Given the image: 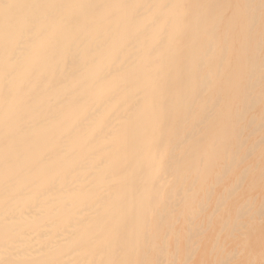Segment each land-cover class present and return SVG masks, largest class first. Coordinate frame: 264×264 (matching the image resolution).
<instances>
[{
    "label": "bare ground",
    "instance_id": "6f19581e",
    "mask_svg": "<svg viewBox=\"0 0 264 264\" xmlns=\"http://www.w3.org/2000/svg\"><path fill=\"white\" fill-rule=\"evenodd\" d=\"M260 27L264 0H0V264H231L214 248L227 223L216 235L198 225L221 221L224 189L185 212L215 185L191 171L213 163L260 82L258 54L241 82L224 47L256 44Z\"/></svg>",
    "mask_w": 264,
    "mask_h": 264
},
{
    "label": "rangeland",
    "instance_id": "374dc122",
    "mask_svg": "<svg viewBox=\"0 0 264 264\" xmlns=\"http://www.w3.org/2000/svg\"><path fill=\"white\" fill-rule=\"evenodd\" d=\"M256 6H258V8L256 7ZM255 7L257 8V9H260L259 7H262V4H256L255 5ZM257 29V30H256ZM259 29H261L260 31L261 32H259ZM255 30L257 31V32H255V31H253L252 32V35L256 38L255 39V43L256 44H258V40L260 41V37L258 36L259 34L262 36V38H261V42L259 43V45H258V47H261V49H259V52L258 53H256L257 51V49H256V44H254V42L253 43H251V44H248V45H245V47L243 46L242 47V45L240 46V45H236V48H237V50H236V48L234 49L235 51H237L236 52V54H235V51L233 50V49H231V47H227L226 46V44H224V43H222L220 46H221V49L223 50L224 48H227V51L224 49V61H226V62H228V61H230V62H235V65H233L232 67H230V68H232L233 69V67H234V70L231 72L232 74L230 75V76H232V77H234L235 78V73H234V71L236 72V76H238L239 74H241L240 76H241V82L243 81V76L245 75H247V74H250L249 72L251 71V66H252V68H254L255 66L253 65L254 64V62L252 61L253 60V57L255 58L256 57V55H257V57H259L258 59H257V63H255L256 64V71H257V73L256 74H258V79L256 78V80H257V82L256 83H258L259 81V83L257 84V85H253L252 84V92H251V94L247 97V98H251V96H253V98H255L256 100H257V98H258V101L259 102H257L256 104H253V103H251V100H250V98H249V100L247 99V98H245V99H247L248 101V103H249V105L250 106H252V109H250V106L249 105H245L244 104V102H243V100L242 99H240V100H237L236 102H238L237 104H236V102H235V104H234V107L238 110H236L235 108H234V110L235 111H237L236 112V114L239 116V114L241 113V109L243 108V107H249L248 109H247V111H246V109H245V111H246V114H244L242 117H243V119L242 120H239L238 121V123L237 124H235V127H234V129L230 126V128H229V130L227 131L228 132V134H227V136L228 137H225V139L224 140H220L219 142H215V144H213V148L215 149V151L217 152L216 153V159L214 160V161H212L213 163H211V162H207V163H204V162H200V164L201 165H198V167L197 168H193V170L191 171L192 172V174L193 175H205L206 173H210V174H208L207 176H209V178H210V180L212 179V184H215V185H213V189H214V191L211 193V196H209L210 195V190H208V189H206V190H204V189H202L203 191H201V192H198V198H197V196L195 197V200H196V203L193 205V207H191V209L189 208V209H187V212H185V214L186 215H195V214H197V211H196V208H197V205L198 204H202V202H201V200L202 201H205L204 203H207V202H209V200L211 201V199L213 198H215V199H217L218 198V195H219V198L218 199H221L222 198V194H223V200L225 201V202H223V205L220 207V210L222 209V211H218V212H221V213H219L218 214V216L216 217V218H219V220L221 219V221L219 222V223H208L209 221L208 220H206V221H202V222H200L198 225H199V227L201 228V229H203V230H205V232L206 233H208V234H212V235H216V233L220 230L219 228H223L222 227V225H221V222L223 223L224 221H225V223H227L226 224V226L222 229V231L220 232L219 231V234H220V236H219V239L218 240H220L221 242L223 241V238H224V241L222 242V243H224L225 245H222L221 246V248L220 247H214V248H216L215 250L219 253V251H220V249L221 250H226V251H222L220 254H223L224 252L226 253V252H232V256L230 257V260H231V264H236L238 261L240 262V261H242V263H245V264H263L264 262H263V260H264V257H262L261 255H264V253H262V251L264 250V228H262V227H264V213L262 212V211H264V205H260V204H258V203H261V201H260V199H262V201H264V193H263V191H264V172L262 171V170H264V160H262V159H264V149H263V147H264V141H258V143L259 144H257V143H254V141L256 140V139H258L260 136H263L264 135V123H261V125L263 124V126H261V129H260V127H258V129L256 130L255 129V131H254V129H253V127H254V125L257 127V126H259V124H260V122H264V119L263 120H261L260 119V117H262V116H264V115H260V114H264V111H263V109H264V85H263V83H264V66H262L263 65V60H264V58H261V57H264V56H262V55H264V28H262V27H260V28H255ZM224 45L226 46V47H224ZM249 47V48H247V47ZM252 46H253V48H252ZM255 46V47H254ZM222 47H224V48H222ZM239 48H240V50H239ZM242 48V49H241ZM245 48V49H244ZM247 48V49H246ZM251 49V50H250ZM247 50V51H246ZM231 51V52H230ZM243 51H244V54H243ZM234 52V53H233ZM255 52V53H254ZM231 53V54H230ZM239 53L241 54V56H239ZM247 53V54H246ZM252 53V54H251ZM226 54V55H225ZM243 54V55H242ZM251 54V55H250ZM229 55H231V56H229ZM237 55V56H236ZM247 55V59H246V63H245V56ZM225 56H228V57H225ZM252 56V57H251ZM233 57H235V58H233ZM241 57V58H240ZM256 57V58H257ZM227 58L229 59L228 61H227ZM239 58V59H238ZM243 58V59H242ZM249 59V60H248ZM263 59V60H262ZM232 60V61H231ZM259 60H261L262 62H260ZM252 61V63H250ZM255 62H256V60H254ZM259 62H260V64H259ZM237 64V65H236ZM243 64H245L244 66H243ZM250 65V68H249V65ZM259 64V65H258ZM258 65V66H257ZM258 67V68H257ZM260 67H261V70H260ZM249 68V69H248ZM254 68V69H255ZM238 70H241V72H239ZM250 70V71H249ZM243 71V72H242ZM247 71V72H246ZM244 72H245V74H244ZM260 72V73H259ZM262 72V73H261ZM261 74V75H260ZM239 76V77H240ZM260 76H261V79H260ZM239 77H236V79H239ZM256 77H257V75H256ZM255 80V79H254ZM254 83V82H253ZM259 88L261 89L259 92H258V90H259ZM257 90V91H256ZM257 93V94H256ZM263 94V95H262ZM255 95V96H254ZM258 95H259V97H258ZM261 95V96H260ZM247 96V95H246ZM245 97V96H244ZM252 98V100H254ZM225 99V98H224ZM244 99V98H243ZM240 101H241V103H240ZM247 102H246V104H247ZM253 102V101H252ZM254 103H255V101H254ZM263 103V104H262ZM245 105V106H243V105ZM254 105V106H253ZM238 106V107H237ZM243 106V107H242ZM261 106V107H260ZM242 107V108H241ZM240 108V109H239ZM254 109V110H253ZM262 109V110H261ZM242 110H244V108L242 109ZM234 111V112H235ZM251 111V112H250ZM261 111V112H260ZM240 112V113H239ZM244 111H242V113H243ZM239 113V114H238ZM250 113V114H249ZM255 114V116H253ZM259 114V115H258ZM252 115V116H251ZM241 116V115H240ZM239 116V117H240ZM250 116V117H249ZM255 117H256V119H255ZM248 118H250L249 120L251 121V120H255L254 122L253 121H249L248 120ZM252 118V119H251ZM262 118H264V117H262ZM247 120V121H246ZM244 122V124H242V123ZM251 123L250 124V126L248 125L247 126V124L248 123ZM256 122H258V123H256ZM247 123V124H246ZM254 123V124H253ZM246 124V125H245ZM243 125V126H242ZM243 128H242V127ZM247 126V127H246ZM228 127V126H227ZM240 129V128H242V129H244V130H238V128ZM262 127H263V129H262ZM255 128V127H254ZM231 129V130H230ZM235 129H236V131H235ZM248 129H250V130H248ZM251 129H252V132H251ZM260 130V131H259ZM238 131H244L243 133H241V132H239V133H241V135H239L240 136V139H239V137L236 135L237 133H238ZM263 131V132H262ZM204 132V131H203ZM246 132H247V134L249 135H247L246 134ZM249 132H251V134L249 133ZM261 132V133H260ZM236 133V134H235ZM245 133V134H244ZM256 133V134H255ZM257 133H258V135H257ZM263 133V134H262ZM246 135V136H245ZM253 135V136H252ZM251 136V138H249ZM255 136V137H254ZM238 137V138H237ZM243 137H246V138H244V139H246L245 141H244V144L243 145H241L242 144V139H243ZM228 138V139H227ZM232 138V139H231ZM236 138L237 139H239L238 141L240 142V143H238V145H240L239 146V151H238V149H237V154L235 153V151L233 150V147H234V149H236L235 147H237L238 148V146H236L237 145V140H236ZM254 138H256V139H254ZM251 139H253V140H251ZM258 140H260V138L258 139ZM225 141V142H224ZM231 141V142H230ZM249 143H248V142ZM253 141V142H252ZM257 141V140H256ZM204 142V141H203ZM222 142H224V145L222 144ZM230 143V145L228 144V143ZM234 142V143H233ZM233 143V144H232ZM248 144V146L249 145H251L252 143V146H250V147H247V146H245V144ZM201 145H202V147H203V145H204V143H200ZM206 144V143H205ZM216 144H218L219 145V147L221 148H219ZM221 144V145H220ZM246 144V145H247ZM217 147H216V146ZM227 145V146H226ZM258 145V146H257ZM233 146V147H232ZM242 146V147H241ZM254 146V148H252ZM255 146H257V147H255ZM224 149H223V148ZM228 148V150H227V148ZM231 147V148H230ZM217 148V149H216ZM241 148V149H240ZM243 148H245V149H249L250 150V152H249V154L251 153V151H252V153L249 155H246V156H244V155H242V154H244V152L245 153H248L247 151L248 150H245V149H243ZM255 148H257V149H255ZM260 148H261V150H263L262 152L260 151ZM223 149V150H222ZM230 149H232V150H230ZM254 149V150H253ZM226 152H225V151ZM244 150V151H243ZM258 150V151H257ZM228 151H229V153H228ZM233 151H234V153H233ZM243 151V152H242ZM223 152V153H222ZM255 152V153H254ZM232 153V154H231ZM256 153H258V154H256ZM220 154V155H219ZM260 154V155H259ZM231 155V156H230ZM232 155H235V158H233L232 157ZM242 155V156H241ZM254 157H253V156ZM223 156V157H222ZM228 156V157H227ZM231 157V159H230V157ZM250 156H252V157H250ZM226 157V158H225ZM240 157H242L241 159H240ZM244 157H246V158H244ZM259 158V160H258V158ZM233 158V159H232ZM249 161H248V160ZM253 159V160H252ZM254 159H255V162H254ZM225 160V161H224ZM230 160L232 161V160H234V162H232L233 164L231 165V167H227L229 170H226L225 169V167L226 166H224L226 163H227V165L228 166H230V164H229V162H230ZM243 160V161H242ZM246 161V162H245ZM258 161V162H257ZM262 161V162H261ZM226 162V163H225ZM240 162V163H239ZM249 162V163H248ZM203 163V164H202ZM209 163H211L210 164V166H209ZM225 163V164H224ZM237 163V164H236ZM254 163H257L256 165L254 164ZM259 163H262L263 164V166H262V164H259ZM206 164V165H205ZM215 165V166H213V165ZM221 164V165H220ZM242 164H243V167H242ZM250 164V165H249ZM253 164V165H252ZM236 165V166H235ZM240 165V166H239ZM249 165V166H248ZM260 167H258V166ZM262 166V169H261V166ZM208 166V167H207ZM216 166H218V168L216 167ZM246 166L248 167V168H246ZM199 167H200V169H199ZM210 167H213V168H210ZM221 167H223L224 168V170H226V171H228V172H226V173H224L222 170H223V168H221ZM237 167V168H236ZM253 167H255V168H253ZM208 168V169H207ZM220 168V169H219ZM234 170H233V169ZM236 168V169H235ZM245 168V169H244ZM212 171V173H211V171ZM213 169V170H212ZM242 169H244V170H242ZM247 169V170H246ZM261 169V170H260ZM205 170H207V171H205ZM220 170H221V172H220ZM236 170V171H235ZM240 170V171H239ZM242 170V171H241ZM249 170V171H248ZM196 171L198 172V173H196ZM217 171V173L215 174V172ZM243 171H247L246 172V175H245V177L243 176V178L242 179H240L239 180V178L238 177H240V174H245ZM256 171V172H255ZM259 171V172H258ZM260 171L261 172H263V173H261V175H260ZM219 172V173H218ZM243 172V173H242ZM253 172V173H252ZM214 173V174H213ZM222 173L224 174V176H221V179H223V181L222 180H219V175L218 174H220V175H222ZM233 173V174H232ZM238 173V174H237ZM260 175V178H259V175ZM212 175V176H211ZM217 175V177H218V180L220 181V182H218L217 181V183H216V179H217V177L216 178H214L215 176ZM228 177H227V176ZM232 175V176H231ZM235 175V176H234ZM226 176V177H225ZM254 176H255V178H254ZM262 176V177H261ZM225 177V178H224ZM229 178V179H228ZM231 178V179H230ZM235 178H236V181H235ZM237 178H238V180H237ZM255 180H254V179ZM226 179H227V182H226ZM248 181H247V180ZM260 179V180H259ZM214 180V181H213ZM225 180V181H224ZM232 180V181H231ZM256 180H259L258 182H256ZM263 180V181H262ZM231 181V182H230ZM236 182V183H238V185H237V187L235 186L234 187V182ZM247 182H249L250 184H247ZM219 183H221V185L219 184ZM230 185H229V184ZM231 183H233V184H231ZM223 184V185H222ZM240 184H241V186H240ZM245 185H247V186H245ZM252 186V188H251V186ZM261 185V186H260ZM223 186V187H222ZM227 186V187H226ZM231 188H230V187ZM232 186L234 187V188H232ZM239 186V187H238ZM250 188H249V187ZM253 186H255V187H257V189L256 188H253ZM221 188V189H219V188ZM245 188V190H244V188ZM224 189V191H223V189ZM228 188H230V189H232V190H229L230 191V193H231V195H230V193L227 191L228 190ZM237 188V189H236ZM251 189L252 190V192L251 191H249L248 189ZM240 189H241V191H240ZM254 189H256V190H254ZM237 192H236V191ZM239 190V191H238ZM250 193V194H248V192ZM218 191H219V193H218ZM221 191H223V193L221 192ZM228 192V193H225V192ZM218 193V194H216L215 195V193ZM258 192V193H257ZM206 193H208V194H206ZM213 193H214V195H213ZM239 193V194H238ZM200 194V195H199ZM235 194V195H234ZM236 194H237V196H236ZM256 196H255V195ZM202 195H203V197H202ZM206 195H208V200H206ZM234 195V196H233ZM251 195V196H250ZM262 195V196H261ZM214 196H216V197H214ZM233 196V197H232ZM253 196V197H252ZM202 199H201V198ZM234 197H235V199H234ZM205 198V199H204ZM227 198V199H226ZM231 198V199H230ZM246 198H248V199H246ZM252 198V199H251ZM254 198V199H253ZM214 199V200H215ZM226 199V200H225ZM232 199H233V201H232ZM200 200V201H199ZM214 200H212V201H214ZM227 200L229 201V202H227ZM253 200V201H252ZM199 201V203L197 204V202ZM207 201V202H206ZM246 201V202H245ZM251 203H250V202ZM201 202V203H200ZM247 203V205L246 206H241L243 203ZM256 203V204H255ZM262 203H264V202H262ZM226 204V205H225ZM232 204H233V207H232ZM238 204H239V206H238ZM249 204L251 205L250 207L251 208H248L247 210H246V208H247V206L249 207ZM196 205V206H195ZM245 205V204H244ZM252 205H254V206H252ZM259 205V206H258ZM224 206V207H223ZM228 206H229V208H228ZM240 206L243 208L241 211H242V213H244L243 215H242V213H241V211L239 210V209H237V208H240ZM258 206V207H257ZM196 207V208H195ZM230 207H232V209H230ZM237 207V208H236ZM263 207V208H262ZM192 208H194L193 210H195V211H193L192 210ZM224 208H226L227 209V211H226V209H224ZM256 208H259L260 210H261V212L259 211V213H257V214H260V217H258V215H256V210H259V209H256ZM190 210V211H189ZM223 210H225V212L223 211ZM230 212H229V211ZM236 210H238L239 211V213L238 212H236V214H234L235 213V211ZM244 210H246V211H244ZM252 210H255L254 212L252 211ZM233 211H234V213H233ZM195 212V213H194ZM217 212V213H218ZM223 212V213H222ZM229 212V213H228ZM227 213H228V215H227ZM253 213L254 214V216H253V214H252V216H250L251 214ZM263 213V214H262ZM222 215V217L220 218V216ZM239 215V217H238V215ZM220 215V216H219ZM237 215V216H236ZM178 216V215H177ZM177 216H175V219H177ZM229 216V217H228ZM231 216V217H230ZM237 218V219H235V217ZM226 217V218H225ZM223 218V219H222ZM231 218H233V220L231 219ZM244 218V219H243ZM247 218V219H246ZM250 218V219H249ZM227 221H226V220ZM253 219H255V220H253ZM260 219V220H259ZM241 220V221H240ZM244 220V221H243ZM232 221H235V225H234V223L232 222ZM239 221V222H238ZM248 221L249 222H251V224L250 223H248ZM205 222H207V223H205ZM240 222H242V223H244V224H242V223H240ZM260 222V223H259ZM201 223H203L201 226H200V224ZM238 225H237V224ZM209 224V226L207 227V225ZM219 224V226H217V225ZM234 226H233V225ZM205 225H206V227H207V229L205 228ZM213 225V226H212ZM221 225V226H220ZM225 225V224H224ZM257 227H256V226ZM230 226V227H229ZM231 226H232V232L230 231V229H231ZM248 226V227H247ZM259 226V227H258ZM228 227V228H227ZM244 228L245 229V231L246 230H248V231H250V230H252V232L250 231V232H248L247 231V233L245 232V231H241L240 232V228ZM251 227V228H250ZM261 227V228H260ZM255 228H257V229H255ZM260 228V229H259ZM250 229V230H249ZM227 230V231H226ZM259 230L262 232V234H259L260 232H259ZM192 231H193V229H192ZM194 231H197V230H195V228H194ZM226 231V232H225ZM236 231V232H235ZM225 232V233H224ZM228 232H231V234L229 235L228 234ZM238 232V233H237ZM224 233V234H223ZM227 233V234H226ZM241 233H244V234H241ZM234 235H237V238L234 236ZM256 235V236H255ZM259 235V236H258ZM225 236H227V237H225ZM229 236V237H228ZM245 236H248L250 239H248L247 237H245ZM243 237V238H242ZM244 237L246 238V239H244ZM226 238H228V239H226ZM230 238V239H229ZM244 241H243V240ZM257 239V240H256ZM246 240V241H245ZM244 243V242H246L247 243V245H251V247L252 248H250V250H249V252H240V254H238L237 253V250L236 249H233V247L234 248H236V244H237V246L239 245V243H242V242ZM249 241H250V243H249ZM260 243H262V244H260ZM235 244V245H234ZM258 244H259V246H258ZM254 245L256 246V247H254ZM224 246H225V248H224ZM191 247H193V250H191L192 248ZM196 246L195 245H188L187 246V248H186V246L184 247L183 246V252L182 253H186V250L185 249H187V256H194V255H198L199 253H200V251H201V248L200 247H197V248H195ZM228 248V249H227ZM263 248V249H262ZM196 249V250H195ZM219 251H218V250ZM227 250H229V251H227ZM260 250V251H259ZM257 251V252H256ZM217 252H215V254H217ZM234 252H235V254H234ZM260 252V253H259ZM264 252V251H263ZM190 253V254H189ZM183 254V255H184ZM261 254V255H260ZM186 255V254H185ZM184 255V256H185ZM235 255V256H234ZM215 256V255H214ZM234 256V257H233ZM186 257V256H185ZM220 258V257H219ZM258 258H260V259H258ZM215 259V260H214ZM219 260V259H218ZM246 260V261H245ZM252 260V261H251ZM260 260V261H259ZM261 260H262V262H261ZM213 263L212 264H216V261H217V255L213 258ZM245 261V262H244ZM254 261V262H253Z\"/></svg>",
    "mask_w": 264,
    "mask_h": 264
}]
</instances>
